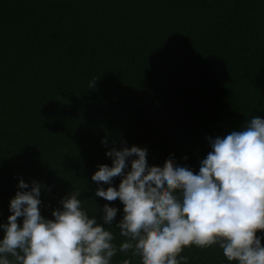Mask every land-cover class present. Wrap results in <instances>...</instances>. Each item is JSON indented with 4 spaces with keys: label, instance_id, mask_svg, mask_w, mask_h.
I'll return each mask as SVG.
<instances>
[{
    "label": "trees",
    "instance_id": "1",
    "mask_svg": "<svg viewBox=\"0 0 264 264\" xmlns=\"http://www.w3.org/2000/svg\"><path fill=\"white\" fill-rule=\"evenodd\" d=\"M253 116L264 118V0H0V223L18 180H36L46 218L71 191L98 222L117 207L106 227L118 248L123 205L91 180L107 150L136 145L150 165L195 172L208 137ZM180 255L230 264L218 246ZM126 259L141 264L131 250L111 264Z\"/></svg>",
    "mask_w": 264,
    "mask_h": 264
},
{
    "label": "clouds",
    "instance_id": "2",
    "mask_svg": "<svg viewBox=\"0 0 264 264\" xmlns=\"http://www.w3.org/2000/svg\"><path fill=\"white\" fill-rule=\"evenodd\" d=\"M208 141L211 150L195 172L175 160L150 165L146 148L136 145L105 152L111 166L99 165L91 180L94 196L123 205L118 248L106 227L117 207L105 203L98 222L71 191L46 218L41 184L20 178L11 214L0 223V264H111L117 251L129 250L141 264H187L180 254L191 246H218L230 264H264V118L253 116Z\"/></svg>",
    "mask_w": 264,
    "mask_h": 264
}]
</instances>
